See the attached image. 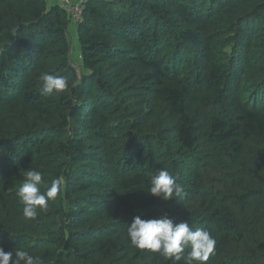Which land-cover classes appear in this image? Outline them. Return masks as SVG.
I'll list each match as a JSON object with an SVG mask.
<instances>
[{
	"label": "trees",
	"instance_id": "16d2710c",
	"mask_svg": "<svg viewBox=\"0 0 264 264\" xmlns=\"http://www.w3.org/2000/svg\"><path fill=\"white\" fill-rule=\"evenodd\" d=\"M45 73L68 87L42 96ZM31 169L43 192L62 178L35 220L17 195ZM158 169L180 197L148 192ZM162 214L209 231L204 264H264V0H82L74 25L58 3L0 0V248L172 264L127 236Z\"/></svg>",
	"mask_w": 264,
	"mask_h": 264
},
{
	"label": "clouds",
	"instance_id": "9594fccd",
	"mask_svg": "<svg viewBox=\"0 0 264 264\" xmlns=\"http://www.w3.org/2000/svg\"><path fill=\"white\" fill-rule=\"evenodd\" d=\"M69 81L62 75L43 74L41 76L40 94L49 96L62 92L68 87ZM62 178L54 179L46 192L41 191L42 173L31 169L25 172V178L17 195L23 202V216L35 220L37 210L46 209L49 200L57 197L61 191ZM148 192L164 201L180 197L183 188L177 179L164 169H158L151 179ZM127 236L131 246L150 253H159L161 257L178 264L187 250L190 264H204L213 253L216 240L204 228L193 230L188 222H174L167 214L159 218H133L127 226ZM15 257V259H13ZM43 264L41 257H33L23 247L15 252H5L0 248V264Z\"/></svg>",
	"mask_w": 264,
	"mask_h": 264
},
{
	"label": "built area",
	"instance_id": "2783aa9c",
	"mask_svg": "<svg viewBox=\"0 0 264 264\" xmlns=\"http://www.w3.org/2000/svg\"><path fill=\"white\" fill-rule=\"evenodd\" d=\"M58 4L66 10L69 21L72 25L76 24L82 13V0H59Z\"/></svg>",
	"mask_w": 264,
	"mask_h": 264
},
{
	"label": "rangeland",
	"instance_id": "374dc122",
	"mask_svg": "<svg viewBox=\"0 0 264 264\" xmlns=\"http://www.w3.org/2000/svg\"><path fill=\"white\" fill-rule=\"evenodd\" d=\"M48 1L51 2V3H59L60 2L59 0H48ZM69 38H70L71 49L73 48L70 51V57H71L72 60L76 61V63H77L78 62V58H79V47H78V43H77V39H76V36H75V30L74 29L70 30ZM215 41L217 43V40H215ZM214 47H217V44ZM249 78H250V76H249Z\"/></svg>",
	"mask_w": 264,
	"mask_h": 264
}]
</instances>
